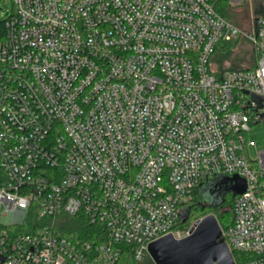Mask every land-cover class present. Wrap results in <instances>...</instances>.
<instances>
[{
  "label": "built area",
  "instance_id": "2783aa9c",
  "mask_svg": "<svg viewBox=\"0 0 264 264\" xmlns=\"http://www.w3.org/2000/svg\"><path fill=\"white\" fill-rule=\"evenodd\" d=\"M219 0H13L0 38V264H116L120 242L190 234L198 187L239 175L222 236L264 264V16L242 32ZM238 4L243 0H228ZM244 34L251 68L212 65ZM100 229L93 243L62 216ZM47 219V221H45ZM65 219V218H64Z\"/></svg>",
  "mask_w": 264,
  "mask_h": 264
},
{
  "label": "water",
  "instance_id": "95a60500",
  "mask_svg": "<svg viewBox=\"0 0 264 264\" xmlns=\"http://www.w3.org/2000/svg\"><path fill=\"white\" fill-rule=\"evenodd\" d=\"M246 186V180L237 174L220 176L201 187V193L205 200L216 197L212 206H218L224 202L227 194H242ZM148 253L155 264H236L214 213L198 219L190 234L184 238L178 239L173 234H167L152 241L148 245ZM0 259L3 261L4 257Z\"/></svg>",
  "mask_w": 264,
  "mask_h": 264
},
{
  "label": "rangeland",
  "instance_id": "374dc122",
  "mask_svg": "<svg viewBox=\"0 0 264 264\" xmlns=\"http://www.w3.org/2000/svg\"><path fill=\"white\" fill-rule=\"evenodd\" d=\"M219 1L217 4V9L224 6L227 9V17L238 26L242 32L251 33L256 28V21L259 16L264 13V0H243L238 4L223 3ZM14 3L13 0H0V20H3L6 17L8 10L13 9ZM223 46V47H221ZM221 47V48H220ZM220 48V49H219ZM219 49V50H218ZM216 53L214 54L212 65L218 68H234V67H245V66H254L257 61V51L254 45L246 38L244 34H241L238 39L231 44L221 43L218 47ZM249 136L252 140L256 142V147H251V152L253 156L256 154V150L264 149V122H259L252 124L249 131ZM232 194V193H229ZM226 209L231 210V205H226L223 209H216V213H221ZM223 211V213H225ZM229 210H226L228 213ZM225 217H228L226 215ZM200 215H197L186 223L183 228L187 231L192 228L194 223L201 219ZM64 219L62 216L59 220ZM150 255V254H149ZM152 259V257L150 256ZM139 264H149L151 261L141 260ZM152 264H155L152 259ZM244 264V261H243Z\"/></svg>",
  "mask_w": 264,
  "mask_h": 264
},
{
  "label": "trees",
  "instance_id": "16d2710c",
  "mask_svg": "<svg viewBox=\"0 0 264 264\" xmlns=\"http://www.w3.org/2000/svg\"><path fill=\"white\" fill-rule=\"evenodd\" d=\"M219 1L223 3H226L227 1L230 4L228 0H219ZM227 9L228 7L225 8L224 6H222V8H218V11L221 14H223L227 19H229L227 17V14H228ZM261 16H264V13ZM6 21H7L6 17L3 20H0V38L3 37L6 33V30H7ZM251 67L253 66H245V67H239V68H251ZM201 187H198L197 189H195L194 197L186 206L184 216L179 221L178 227H181L183 230H185L183 226H185L188 221L194 218L196 214L200 215L201 217L209 213L215 214L214 211L216 209H219V208L223 209L226 205L228 206L231 205V210L226 209V210H229L228 213L226 212V210L225 211L223 210L225 213H223V211L219 214L216 213V216L218 218V221L221 227L225 229L229 224H231L233 220L232 208H233L234 196L232 194H229L224 203H222L218 208H214V206H212L211 204H208L206 200L204 199L201 193ZM226 215H228V217H225ZM64 218L65 219H63V221L57 224V227L61 232H66L68 234H75L78 238H81V239H84V240H87L93 243H97L99 240H103V238L98 237V231H100V229L96 227V225L89 223L85 219V217H83L82 215H77V216L65 215ZM45 221H47V219H45ZM118 246L121 248V254L116 264H139L141 263L140 260L136 258V251H135L134 244L127 243V242H120L118 243ZM233 255H234L236 264H243V261L245 262V260L249 257L247 253L237 252V251H234ZM147 259L151 261L149 264H152V259L150 258L149 253L145 252L142 260L144 261Z\"/></svg>",
  "mask_w": 264,
  "mask_h": 264
},
{
  "label": "flooded vegetation",
  "instance_id": "af4514ba",
  "mask_svg": "<svg viewBox=\"0 0 264 264\" xmlns=\"http://www.w3.org/2000/svg\"><path fill=\"white\" fill-rule=\"evenodd\" d=\"M228 195L229 194H227L225 197H224V202L226 201V199H227V197H228ZM208 200H206V202L208 203V204H211V205H214V203L216 202V197H211V198H207ZM223 202V203H224ZM220 205H218V206H214V208H218Z\"/></svg>",
  "mask_w": 264,
  "mask_h": 264
}]
</instances>
